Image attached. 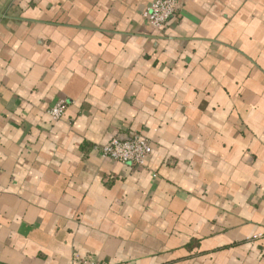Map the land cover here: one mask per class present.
I'll list each match as a JSON object with an SVG mask.
<instances>
[{
  "label": "crops",
  "instance_id": "obj_1",
  "mask_svg": "<svg viewBox=\"0 0 264 264\" xmlns=\"http://www.w3.org/2000/svg\"><path fill=\"white\" fill-rule=\"evenodd\" d=\"M151 1L0 0V264H264V0Z\"/></svg>",
  "mask_w": 264,
  "mask_h": 264
},
{
  "label": "built area",
  "instance_id": "obj_2",
  "mask_svg": "<svg viewBox=\"0 0 264 264\" xmlns=\"http://www.w3.org/2000/svg\"><path fill=\"white\" fill-rule=\"evenodd\" d=\"M179 7V0H152L143 9L141 16L156 28L162 29L169 25ZM64 101H58L46 110V114L53 121L61 119L65 114ZM102 156L132 166H144L152 153V145L147 137L141 133H131L126 137H112L100 146ZM262 240L263 231L253 235L251 241ZM79 264H104L92 258H84Z\"/></svg>",
  "mask_w": 264,
  "mask_h": 264
}]
</instances>
